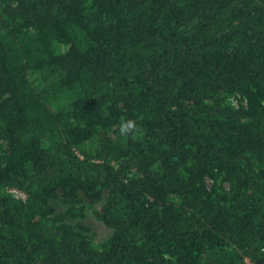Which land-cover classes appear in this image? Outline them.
<instances>
[{
    "label": "trees",
    "instance_id": "trees-1",
    "mask_svg": "<svg viewBox=\"0 0 264 264\" xmlns=\"http://www.w3.org/2000/svg\"><path fill=\"white\" fill-rule=\"evenodd\" d=\"M0 189V264H264V0H0Z\"/></svg>",
    "mask_w": 264,
    "mask_h": 264
},
{
    "label": "rangeland",
    "instance_id": "rangeland-1",
    "mask_svg": "<svg viewBox=\"0 0 264 264\" xmlns=\"http://www.w3.org/2000/svg\"><path fill=\"white\" fill-rule=\"evenodd\" d=\"M230 102L237 107L246 106V100L239 94H235L230 98ZM211 182L208 181V184ZM227 187V185H225ZM4 193H8L19 200H25L26 195L14 189H0ZM106 191L101 200L92 201L85 194H81L76 202L61 196L60 192L51 201L54 213L50 216V220L57 225L69 226L77 233L83 234L99 244L107 241L113 235L114 230L107 227L96 216V211H101L106 197ZM72 206L81 207L82 214L70 212Z\"/></svg>",
    "mask_w": 264,
    "mask_h": 264
},
{
    "label": "clouds",
    "instance_id": "clouds-1",
    "mask_svg": "<svg viewBox=\"0 0 264 264\" xmlns=\"http://www.w3.org/2000/svg\"><path fill=\"white\" fill-rule=\"evenodd\" d=\"M137 130V124L133 119L121 120L119 124V132L122 136H130Z\"/></svg>",
    "mask_w": 264,
    "mask_h": 264
}]
</instances>
